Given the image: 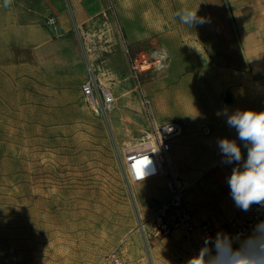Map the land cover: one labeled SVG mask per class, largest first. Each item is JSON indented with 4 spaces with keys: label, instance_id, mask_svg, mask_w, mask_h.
Segmentation results:
<instances>
[{
    "label": "rangeland",
    "instance_id": "obj_1",
    "mask_svg": "<svg viewBox=\"0 0 264 264\" xmlns=\"http://www.w3.org/2000/svg\"><path fill=\"white\" fill-rule=\"evenodd\" d=\"M123 69L121 82L111 80L110 112H94L74 86L64 89L62 104L48 99L45 109L18 90L0 100V264H116L115 257L121 264H186L191 257L181 230L158 239L138 230L168 201L166 177L130 183L121 165L123 150L138 145L151 118L162 123L181 112V94L168 92L181 72L166 66L140 76L149 116L131 69ZM220 161L186 182L187 205L209 220L214 236L234 234L240 220L226 182L233 165Z\"/></svg>",
    "mask_w": 264,
    "mask_h": 264
},
{
    "label": "crops",
    "instance_id": "obj_2",
    "mask_svg": "<svg viewBox=\"0 0 264 264\" xmlns=\"http://www.w3.org/2000/svg\"><path fill=\"white\" fill-rule=\"evenodd\" d=\"M108 1L0 0V100L18 90L42 109L48 99L62 104L64 89L80 90L89 72L115 89L111 80L130 68L125 45L132 53L164 49L167 71L182 76L168 91L182 100L170 120L182 125L170 158L193 184L221 160L217 138H236L217 113L264 110V0H110L118 21ZM185 7L208 22L189 28L177 16Z\"/></svg>",
    "mask_w": 264,
    "mask_h": 264
},
{
    "label": "built area",
    "instance_id": "obj_3",
    "mask_svg": "<svg viewBox=\"0 0 264 264\" xmlns=\"http://www.w3.org/2000/svg\"><path fill=\"white\" fill-rule=\"evenodd\" d=\"M125 52L131 75L136 79V85L148 109V115L152 116L150 99L142 89L140 76L150 70L164 69L168 61L167 53L161 48L132 53L126 45ZM80 93L86 104L96 113H106L115 101L111 87L101 83L90 72L81 84ZM150 124V130L145 132L138 145L123 150L122 170L130 183H140L158 176H165L169 199L147 219L141 221L138 230L145 239L163 238L175 230H181L193 256L198 252L203 238L206 235L214 236V231L208 220H197L195 210L186 203L188 186L174 174L170 151L173 139L182 133V125L179 121L158 123L153 118ZM258 217L264 219V215H261L255 206L249 212L241 210L240 220L234 228V234L249 229ZM197 229H199V236ZM114 261L116 264L122 263L119 257H115Z\"/></svg>",
    "mask_w": 264,
    "mask_h": 264
},
{
    "label": "clouds",
    "instance_id": "obj_4",
    "mask_svg": "<svg viewBox=\"0 0 264 264\" xmlns=\"http://www.w3.org/2000/svg\"><path fill=\"white\" fill-rule=\"evenodd\" d=\"M198 11L185 7L177 16L193 29L208 22ZM217 115L237 134L236 138L221 137L215 142L220 163L233 165L226 178L230 197L238 209L249 212L255 206L264 215V110L225 106ZM186 264H264V219L258 217L249 229L235 234L218 231L214 237L206 235Z\"/></svg>",
    "mask_w": 264,
    "mask_h": 264
},
{
    "label": "bare ground",
    "instance_id": "obj_5",
    "mask_svg": "<svg viewBox=\"0 0 264 264\" xmlns=\"http://www.w3.org/2000/svg\"><path fill=\"white\" fill-rule=\"evenodd\" d=\"M165 66H167V63L165 64ZM114 104L110 105L109 108L107 109V112H110L113 108Z\"/></svg>",
    "mask_w": 264,
    "mask_h": 264
}]
</instances>
